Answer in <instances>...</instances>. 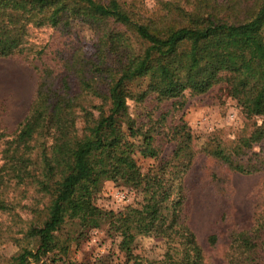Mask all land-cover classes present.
I'll return each instance as SVG.
<instances>
[{
	"label": "trees",
	"instance_id": "1",
	"mask_svg": "<svg viewBox=\"0 0 264 264\" xmlns=\"http://www.w3.org/2000/svg\"><path fill=\"white\" fill-rule=\"evenodd\" d=\"M145 1L0 0V58L37 57L33 37L42 28L109 27L93 56L75 48L63 57L78 92L51 66H36L27 116L13 136L0 129V215L8 219L0 240L19 249L9 260L0 254V264H83L72 253L95 230L115 240L126 264H211L184 211L197 154L189 123L154 117L160 103L185 92L201 96L224 84L251 130L229 142L209 137L201 153L236 173H264V0H155L152 9ZM149 98L154 111L143 106ZM136 155L152 166L143 172ZM106 182L142 193L141 202L102 208ZM31 196L43 208H24L43 217L41 227L18 212ZM256 207L253 225L230 233L226 264H264V198ZM138 237L159 241L161 256L135 254Z\"/></svg>",
	"mask_w": 264,
	"mask_h": 264
},
{
	"label": "rangeland",
	"instance_id": "2",
	"mask_svg": "<svg viewBox=\"0 0 264 264\" xmlns=\"http://www.w3.org/2000/svg\"><path fill=\"white\" fill-rule=\"evenodd\" d=\"M145 4L148 9H152L155 0H146ZM108 29V24L90 26L79 21L74 22L72 29L66 32L42 28L35 31L33 37V41L43 51L37 57L20 54L11 59L0 58V129L13 136L27 116L40 77L36 66H51L59 77V83L67 79L72 91L78 92L75 75L63 69V57L75 48H81L84 56H93L97 36ZM128 103L133 110L132 101ZM145 105L154 111L156 104L149 98L143 103ZM161 113L166 115V126L178 123L181 117L189 123L193 149L197 154L191 170L185 176L187 198L184 211L189 227L208 261L211 264H226L225 253L230 233L249 229L253 225L256 205L264 198V173H236L213 157L203 155L201 149L209 137L229 142L245 128H248L249 133L251 122L242 116L235 101L226 95L222 82L211 87L204 95L190 96V93L185 92L180 98L160 103L154 111V117ZM165 147V152H168L171 146ZM254 150L258 151V147ZM136 160L143 172L153 164L152 160H145L140 155H136ZM119 192L125 193V200L118 198ZM141 200L142 193L106 182L98 196L97 205L117 211L125 204H138ZM35 204L31 196L22 201L21 208L33 207ZM34 208L37 211L43 205L38 203ZM18 212L23 219H34L39 227L44 224L43 217L37 216L39 213L31 212L28 208ZM2 220L8 221L6 216L0 215ZM211 235L216 237L214 244L208 242ZM18 250L14 242L0 240V254L5 260L16 255ZM133 252L144 258H159L163 253V245L156 239L138 237ZM72 257L83 264H126L124 254L118 250L115 240L103 230L93 231L90 239L84 241L72 253Z\"/></svg>",
	"mask_w": 264,
	"mask_h": 264
},
{
	"label": "built area",
	"instance_id": "3",
	"mask_svg": "<svg viewBox=\"0 0 264 264\" xmlns=\"http://www.w3.org/2000/svg\"><path fill=\"white\" fill-rule=\"evenodd\" d=\"M118 194V198L120 199V200H125L126 199V195H125V193H121V192H119V193H117Z\"/></svg>",
	"mask_w": 264,
	"mask_h": 264
}]
</instances>
